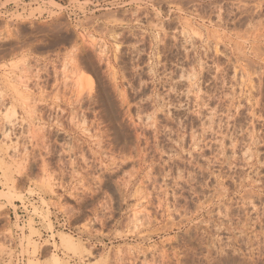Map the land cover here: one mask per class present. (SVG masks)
Returning <instances> with one entry per match:
<instances>
[{
	"label": "rangeland",
	"instance_id": "rangeland-1",
	"mask_svg": "<svg viewBox=\"0 0 264 264\" xmlns=\"http://www.w3.org/2000/svg\"><path fill=\"white\" fill-rule=\"evenodd\" d=\"M49 1L0 0V264H264V0Z\"/></svg>",
	"mask_w": 264,
	"mask_h": 264
},
{
	"label": "crops",
	"instance_id": "crops-1",
	"mask_svg": "<svg viewBox=\"0 0 264 264\" xmlns=\"http://www.w3.org/2000/svg\"><path fill=\"white\" fill-rule=\"evenodd\" d=\"M56 4L64 7L66 16L70 19L71 23L77 21L71 17L75 14L74 10L78 8V4L71 5L76 0H54ZM87 0H80V3H85ZM155 1V0H154ZM185 6L186 0H174ZM46 2V1H45ZM50 1L47 0L46 3ZM90 4L86 7V14L82 16V20L86 22V30L96 33V30L105 31H117L118 29H124L126 24L133 21V13L138 12V8H144L143 0H89ZM153 2V0H152ZM101 6V7H100ZM49 10V9H48ZM101 10V11H100ZM103 10V11H102ZM55 11L57 10H49ZM73 11V12H71ZM148 13L155 17V13L148 9ZM46 20L50 19V14L47 12L43 15ZM186 14L180 12V18H185ZM137 19V17H136ZM123 27V28H120Z\"/></svg>",
	"mask_w": 264,
	"mask_h": 264
},
{
	"label": "built area",
	"instance_id": "built-area-1",
	"mask_svg": "<svg viewBox=\"0 0 264 264\" xmlns=\"http://www.w3.org/2000/svg\"><path fill=\"white\" fill-rule=\"evenodd\" d=\"M23 2H21V6L23 9H27L30 5V3L32 5H36V4H41V3H45V1L47 0H22ZM2 178H1V174H0V187L2 186Z\"/></svg>",
	"mask_w": 264,
	"mask_h": 264
},
{
	"label": "bare ground",
	"instance_id": "bare-ground-1",
	"mask_svg": "<svg viewBox=\"0 0 264 264\" xmlns=\"http://www.w3.org/2000/svg\"><path fill=\"white\" fill-rule=\"evenodd\" d=\"M68 242V241H67ZM69 244V243H68Z\"/></svg>",
	"mask_w": 264,
	"mask_h": 264
}]
</instances>
